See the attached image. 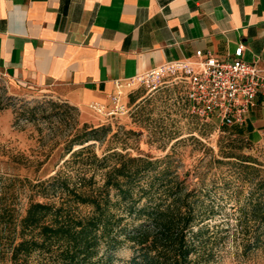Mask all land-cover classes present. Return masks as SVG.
<instances>
[{
  "label": "rangeland",
  "instance_id": "1",
  "mask_svg": "<svg viewBox=\"0 0 264 264\" xmlns=\"http://www.w3.org/2000/svg\"><path fill=\"white\" fill-rule=\"evenodd\" d=\"M173 75L154 79L150 74L125 82L99 108L76 105L50 87L21 81L0 68V205H9L15 215L24 213L33 184L58 170L72 181L90 184L92 177L96 186L102 185L101 158L114 149L151 155L161 159L159 165L171 159L201 204V224L209 227L207 243L212 246L209 264H264V237L259 246L250 247L247 233L262 232L264 223L240 210L264 196V139L250 141L232 125L192 113L186 78ZM85 122L103 124L109 131L101 129L99 139L74 143L67 151ZM83 145L89 147L72 154ZM230 152L251 160L242 163L237 156L224 155ZM162 189L155 181L152 193ZM5 235L2 227L1 246ZM3 251L0 264H12ZM134 251L129 240L111 252L102 246L95 264H128Z\"/></svg>",
  "mask_w": 264,
  "mask_h": 264
},
{
  "label": "crops",
  "instance_id": "2",
  "mask_svg": "<svg viewBox=\"0 0 264 264\" xmlns=\"http://www.w3.org/2000/svg\"><path fill=\"white\" fill-rule=\"evenodd\" d=\"M240 42L264 72V0H0V68L81 107L150 73L185 77L197 49L228 57ZM232 129L264 139V91Z\"/></svg>",
  "mask_w": 264,
  "mask_h": 264
},
{
  "label": "trees",
  "instance_id": "3",
  "mask_svg": "<svg viewBox=\"0 0 264 264\" xmlns=\"http://www.w3.org/2000/svg\"><path fill=\"white\" fill-rule=\"evenodd\" d=\"M101 129L109 131L103 124L85 122L67 151L74 143L99 139ZM224 155L237 156L242 163L251 160L234 152ZM109 157L114 158L110 163ZM101 160L102 185L96 186L92 177L90 184L72 181L58 170L33 184L24 213L15 215L9 205H0V232L6 230L0 251L9 254L12 264H95L102 246L111 252L127 240L135 246L128 264H209L212 246L207 243L209 227L201 224V204L171 159L159 165L161 159L151 155L114 149ZM155 181L161 182V193H152ZM240 210L264 223V196ZM247 233L248 245L259 246L264 228Z\"/></svg>",
  "mask_w": 264,
  "mask_h": 264
},
{
  "label": "built area",
  "instance_id": "4",
  "mask_svg": "<svg viewBox=\"0 0 264 264\" xmlns=\"http://www.w3.org/2000/svg\"><path fill=\"white\" fill-rule=\"evenodd\" d=\"M244 49L245 44L240 42L230 56L221 57L200 48L195 58L182 61L192 113L214 118L221 125L246 120L257 103V95L264 91V72L256 61L244 58Z\"/></svg>",
  "mask_w": 264,
  "mask_h": 264
}]
</instances>
